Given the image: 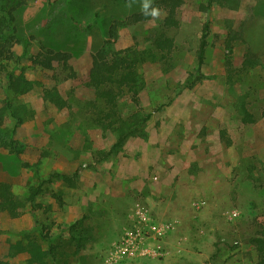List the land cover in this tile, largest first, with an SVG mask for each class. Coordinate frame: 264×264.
<instances>
[{
	"label": "rangeland",
	"instance_id": "374dc122",
	"mask_svg": "<svg viewBox=\"0 0 264 264\" xmlns=\"http://www.w3.org/2000/svg\"><path fill=\"white\" fill-rule=\"evenodd\" d=\"M141 3L21 5L22 40L12 47L7 70L22 72L33 87L14 98L23 109L20 123L4 114L3 126L13 130L22 152L0 146V181L21 199L30 187L41 192L34 198L38 206H26L16 218L0 212V261L30 264L26 253L9 252L10 243L30 232L45 249L40 236L47 232L50 243H64L67 264H257L251 239L264 236V0L215 4L206 11L205 0H184L176 27H162L165 14L119 26L114 50L155 52L138 64V103L122 95L119 109L151 116L142 135L106 154L117 136L95 120L104 103L87 85L92 54L110 25ZM206 20L207 45L198 66ZM161 31L174 41L164 58L152 45ZM40 43L68 51L69 66L46 70L34 64ZM247 48L256 61L251 66ZM5 86L0 74V108ZM82 216L92 235L72 254L67 229Z\"/></svg>",
	"mask_w": 264,
	"mask_h": 264
},
{
	"label": "trees",
	"instance_id": "16d2710c",
	"mask_svg": "<svg viewBox=\"0 0 264 264\" xmlns=\"http://www.w3.org/2000/svg\"><path fill=\"white\" fill-rule=\"evenodd\" d=\"M202 10L206 11L215 4H233L237 0H205ZM184 0H152L153 6L163 9L165 15L162 18V27L167 29L178 26L177 12ZM24 5V0H0V74H5L6 86L3 105L0 108V146L10 153L20 154L21 145H17L12 138V133L3 126V117L7 112L16 119V125L22 121V106L14 104V98L30 91L33 82L27 79L22 72L17 74L7 70V64L13 59L14 53L12 47L14 44L21 42L22 35L18 25V11ZM150 16H145L142 10H137L129 14L124 21L113 22L103 43L92 54L91 67L88 72L87 85L94 91L96 99L103 101V108L95 112V120L105 127L111 128L116 132V140L110 151L115 152L124 142L132 136L143 134V126L150 118L151 114L141 111H132L124 114L119 109V98L122 95H128L130 100L138 103V93L142 87V76L138 72V64L155 56V52L147 49L125 48L114 50L113 44L117 39V29L121 25L138 23L150 20ZM209 33V22L206 20L201 29V36L197 48L198 66L203 64L206 37ZM39 52L32 58L34 64L43 69H52L55 64L68 67L70 53L64 49L54 46H46L40 43ZM155 51L164 58L168 55L173 47L172 37L167 36L163 31L156 34L152 40ZM229 46V45H228ZM252 51L247 48L245 62L249 66L255 64L251 57ZM190 80V79H189ZM47 98L59 103V97L55 93L48 92ZM110 152V153H109ZM57 176V175H52ZM66 182H70L69 177L61 176ZM51 180V179H48ZM41 192L40 186L30 187L25 199L17 197L11 188V184L6 181H0V212H3L11 218H16L26 206L36 208L34 198ZM85 217L82 216L74 221L68 227V245L74 246L72 254L77 252L78 247L85 246L91 238V229L84 223ZM44 228V227H43ZM41 230H44V229ZM47 234V235H46ZM42 234L41 239L47 242V247L42 248L36 235L25 232L21 239L10 243V253H26L30 264H67V257L63 251L64 243L56 241V244L50 243L48 233ZM258 251L259 260L257 264H264V236H256L251 239ZM0 264H6L0 261Z\"/></svg>",
	"mask_w": 264,
	"mask_h": 264
},
{
	"label": "clouds",
	"instance_id": "9594fccd",
	"mask_svg": "<svg viewBox=\"0 0 264 264\" xmlns=\"http://www.w3.org/2000/svg\"><path fill=\"white\" fill-rule=\"evenodd\" d=\"M128 7H131V4ZM141 10L145 16H150L153 20L159 19L165 14L163 9L158 6H153L152 0H142Z\"/></svg>",
	"mask_w": 264,
	"mask_h": 264
},
{
	"label": "built area",
	"instance_id": "2783aa9c",
	"mask_svg": "<svg viewBox=\"0 0 264 264\" xmlns=\"http://www.w3.org/2000/svg\"><path fill=\"white\" fill-rule=\"evenodd\" d=\"M140 215L142 216V213H140Z\"/></svg>",
	"mask_w": 264,
	"mask_h": 264
}]
</instances>
